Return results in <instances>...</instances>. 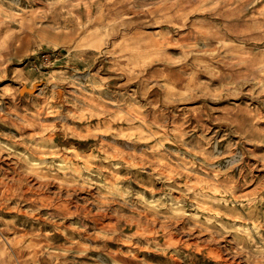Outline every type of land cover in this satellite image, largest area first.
<instances>
[{"label":"rangeland","instance_id":"374dc122","mask_svg":"<svg viewBox=\"0 0 264 264\" xmlns=\"http://www.w3.org/2000/svg\"><path fill=\"white\" fill-rule=\"evenodd\" d=\"M0 264H264V0H0Z\"/></svg>","mask_w":264,"mask_h":264},{"label":"water","instance_id":"95a60500","mask_svg":"<svg viewBox=\"0 0 264 264\" xmlns=\"http://www.w3.org/2000/svg\"><path fill=\"white\" fill-rule=\"evenodd\" d=\"M35 90L34 89H29V88H23V92H29V93H32L34 92Z\"/></svg>","mask_w":264,"mask_h":264},{"label":"bare ground","instance_id":"6f19581e","mask_svg":"<svg viewBox=\"0 0 264 264\" xmlns=\"http://www.w3.org/2000/svg\"><path fill=\"white\" fill-rule=\"evenodd\" d=\"M115 9V8H114Z\"/></svg>","mask_w":264,"mask_h":264}]
</instances>
